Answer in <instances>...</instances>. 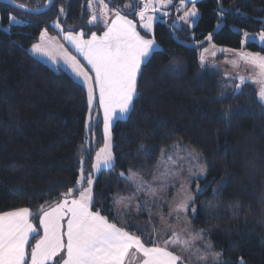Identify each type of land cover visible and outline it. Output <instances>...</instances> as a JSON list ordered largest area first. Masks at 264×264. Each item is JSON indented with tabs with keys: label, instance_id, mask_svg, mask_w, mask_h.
I'll use <instances>...</instances> for the list:
<instances>
[{
	"label": "trees",
	"instance_id": "obj_1",
	"mask_svg": "<svg viewBox=\"0 0 264 264\" xmlns=\"http://www.w3.org/2000/svg\"><path fill=\"white\" fill-rule=\"evenodd\" d=\"M107 1L122 10L128 0ZM16 3L39 10L48 0ZM87 4L55 0L46 13L32 15L0 2V214L27 208L39 230L44 210L69 189L79 194L81 169L87 186L103 122L99 117L88 133L86 89L29 49L44 29L54 33L57 20L67 31L101 34L100 24L89 25ZM197 6V25L175 29L178 37L168 24L156 23L159 48L141 69L128 118L113 128L115 165L97 178L92 210L115 222L114 195L126 191L129 172L154 166L175 142L187 143L208 167L201 182L206 191L196 197L197 215H190L193 226L210 239L223 264H241V258L243 264H264V105L251 84L223 94L219 72L201 67L199 49L184 43L204 44L211 34L219 46L241 48L242 32L264 31V0H202ZM10 14L23 22L13 24ZM218 23L223 25L216 31ZM249 48L264 52L254 43Z\"/></svg>",
	"mask_w": 264,
	"mask_h": 264
},
{
	"label": "snow or ice",
	"instance_id": "obj_2",
	"mask_svg": "<svg viewBox=\"0 0 264 264\" xmlns=\"http://www.w3.org/2000/svg\"><path fill=\"white\" fill-rule=\"evenodd\" d=\"M16 0H12L15 4ZM94 0H88V7L92 9L90 23L102 20L106 30L98 36L91 33L89 39H84L83 31L73 34L67 32L64 39L69 41L84 59L91 65L94 72L95 84L99 88V104L103 108L104 132L106 143L104 148L96 154V163L93 165L96 171L101 167H111L113 154L111 151L110 126L114 118L124 115L133 106L134 98L138 95L137 79L141 73V66L149 62L158 49L155 40L153 23L156 17L150 12L157 11L156 5L166 7L172 0H144L143 7L135 14L139 17L140 25L147 32L152 33V38H145L136 30L133 20L115 10V19L109 22V6L105 0H96L100 6V12L93 7ZM193 5L195 0H187ZM51 4L52 0H48ZM181 6L186 0H180ZM24 9L23 4L17 5ZM128 7H133L129 5ZM63 13L64 9L60 8ZM198 15L195 7L185 11L182 20L187 21L189 17ZM223 15V12H221ZM12 23H22L15 16L9 15ZM60 27L59 20L55 23ZM219 27V25H218ZM61 31L63 29L61 28ZM245 41L253 39L247 32L243 33ZM41 43L34 44L32 50L42 53L55 60L52 51L54 38L48 37L47 30L41 33ZM207 39L211 41L209 34ZM259 41L264 43V31L259 33ZM207 51V49H205ZM227 51L234 52L233 49ZM65 63L78 75L83 77L88 86V103L94 100L93 77L84 71L79 61L67 52L63 53ZM243 61L258 69L257 78L253 83L260 84L259 98L264 102V55L259 53H239ZM201 63L204 61L201 55ZM240 83L246 82V78L239 77ZM237 88L240 85L236 86ZM203 172L204 169L202 168ZM123 175V173H122ZM134 182L139 181L138 188L145 183L142 178L132 175ZM85 178L81 169V179L78 184H83ZM93 181L87 179V188H82L78 198L69 199L72 189L64 194L63 200L50 211H43L39 220L42 226V235L30 222L31 212L27 208L0 214V264H127V258L131 250L139 254V264H185L189 257L182 256L175 248L169 249L170 242L165 241L160 246L149 236L147 246L141 236L129 231L132 227L127 221L120 226L110 222L108 217L100 211L92 210ZM154 194V193H153ZM193 199V197H189ZM196 211L195 208L192 209ZM65 218L66 226H65ZM188 225L185 224V230ZM172 235H177L175 232ZM34 239L35 244L29 251V240ZM187 244L188 242H184ZM205 247H211L205 245ZM183 251V248L181 249ZM63 253V255H61ZM211 264H217L220 253H210ZM59 257V259H56ZM197 259L203 264H208L207 255L197 254ZM241 264L243 260L241 258Z\"/></svg>",
	"mask_w": 264,
	"mask_h": 264
},
{
	"label": "rangeland",
	"instance_id": "obj_3",
	"mask_svg": "<svg viewBox=\"0 0 264 264\" xmlns=\"http://www.w3.org/2000/svg\"><path fill=\"white\" fill-rule=\"evenodd\" d=\"M143 2L144 0H128L122 6V10L120 9L119 11L120 13L134 14L133 17L128 16V18L133 20V22L136 24V30L140 32L142 36H145V38H152V33H149L142 28L139 22V17L135 14L143 7ZM105 3L108 4L110 9L108 14V19L110 22L112 19H115V10L118 9L113 8L110 5V2H108L107 0H105ZM129 5H132L133 7H128ZM93 7L97 9V13L99 14L100 6L96 2V0H94L93 2ZM155 7L157 8V11L154 13H149L156 17L153 23V31L155 32L156 23L162 21L168 24V26L173 30L175 37H178V35L175 33V29L189 28L192 30L197 25L198 20L201 16V11L197 5L189 4L186 2L184 6H181L180 1L177 0H172L171 4H168L166 7H160L159 5H156ZM193 7H195V9L197 10L198 15L196 17H189L187 21L182 20L181 17L184 16L185 11L192 9ZM86 8L89 13V25L95 26L100 24V26L103 27L105 31L106 25L102 20H98L94 24L90 23L92 9L88 7V4ZM55 23H53L52 25L55 30L54 33H51L47 29H44L42 31L44 32L45 30H47L48 37L54 38L51 47L53 55L55 56V60L42 53L34 52L32 50V47L29 49V51L36 59L44 62L49 67L55 70L63 69L68 72L74 80H76L86 89L87 100V84L85 83L83 77L78 76L71 69V67L67 63H65L63 53L67 52L70 56H74L83 67L84 71L88 72V74L93 77L94 100L91 105H89L88 103L89 112L87 118V132L89 133L92 125L97 122V119L99 117L103 122V143L101 147H99L95 152L93 162L94 165L96 163V154L100 152V149L104 148L106 143L103 108L99 104V88L95 84L94 72L91 70V65H89L84 57L70 45L69 41L64 39L65 34L69 31L65 30L61 23L59 28L55 26ZM222 25L223 23H218L216 31L219 30ZM61 28L63 29V31H61ZM103 32L101 34H96L100 36L103 34ZM77 33L79 32H74L73 34ZM243 33L244 32H242V34ZM247 33L249 34V37L254 38L245 41V38L242 35V46L239 49H233L235 50L234 52L227 51L228 49L232 48L219 46L215 44L212 39L211 41H209L207 38L204 44L196 40L184 42L194 48L199 49V64L201 67L216 70L219 72L223 94H238L246 84H251L255 87L258 95L261 86L258 83L252 82L253 79L257 78L258 69L253 65H250L243 61L238 54L259 53L260 55H264L263 51H256L249 48V44L254 43L261 49H264V43L259 41V33ZM90 37L91 35L89 37H86L84 35V39H89ZM39 43H41L40 38L35 44ZM205 49H207V51H205ZM202 54L204 56L203 63H201L200 59ZM143 65L141 67H143ZM241 76L246 78V82L243 84L240 83L239 77ZM237 85H240V87L237 88ZM258 99L264 105V102L260 100L259 95ZM131 110L132 108L128 113L118 116V118H114L111 122L110 143L113 157V128L117 121L127 119ZM114 165L115 158L113 159L111 167H101L99 171H96L92 166L90 177L93 181V200L95 182L97 178L103 172L113 169ZM202 168L204 169L203 172L201 171ZM133 174L143 179L145 183L142 187L138 188L137 184L139 183V181H133ZM207 174L208 167L202 153L193 145L180 141L175 142L169 148L163 149L159 160L154 166L147 167L143 170H131L129 172V174L126 176L128 181L126 191L124 193H117L114 195V219L119 225L127 221L130 225H132V228L136 230V234L140 236L139 232H141V235H143L146 239H149V236H151V239L155 240L159 245L164 246V242L169 241L170 243L167 246L171 249L175 248V250L182 256L189 257L187 261H192L196 264H203L202 261L197 259V254H202L209 257L208 264H211L210 253H216V251L214 250V246L202 230L196 229L193 226L192 219L190 217V215H197L198 207H196L194 203L196 197L198 195L204 194L206 191V188L201 184V182L206 179ZM84 178L86 179L85 175ZM80 179L81 174L78 182L80 181ZM84 183L85 180L83 184L77 183L76 188H87L88 185L86 187H83ZM220 185L221 184L219 183L215 187V194H217ZM190 196L193 197V199L190 200ZM78 197L79 194L77 196H71L69 197V199ZM56 205L44 211H50ZM193 208L196 209L195 212L192 211ZM41 216L42 213L40 215V218ZM185 224L188 225L187 230H185ZM40 230L42 231V226H40ZM173 232H175L177 235H172ZM185 241L188 243L185 244ZM205 245H210L211 247H205ZM182 248L183 251H181ZM217 264H223L221 255L219 256Z\"/></svg>",
	"mask_w": 264,
	"mask_h": 264
},
{
	"label": "crops",
	"instance_id": "obj_4",
	"mask_svg": "<svg viewBox=\"0 0 264 264\" xmlns=\"http://www.w3.org/2000/svg\"><path fill=\"white\" fill-rule=\"evenodd\" d=\"M122 15H125L124 13H121ZM127 18H128V16L127 15H125ZM129 19V18H128ZM72 33H74V32H72ZM70 43V42H69ZM70 45L73 47V45L70 43ZM74 49H75V47H73ZM77 54V53H76ZM142 68V67H141ZM56 207V206H55ZM29 219H30V222L35 226V224H34V222H33V220H32V213H31V216L29 217ZM66 219L67 218H65V226H66ZM116 222V221H115ZM115 222H113V223H115ZM117 223V222H116ZM117 225L118 226H120L118 223H117ZM41 226V225H40ZM36 227V226H35ZM37 228V227H36ZM37 230L40 232V234L42 235V231L41 230H39L38 228H37ZM129 231H131V232H133L134 234H136L135 233V231H133V228L132 227H130L129 228ZM137 235V234H136ZM34 244H35V240L34 239H30L29 240V251L31 250V247L32 246H34ZM147 245V244H146ZM148 246V245H147ZM152 246V245H151ZM160 246H163V245H160ZM170 250H171V248H169ZM180 254V253H179ZM61 255H63V253L61 254ZM56 259H59V257H57ZM139 259H140V256H139V254H137L136 252H135V250L133 249V250H131L130 251V253H129V256H128V258H127V264H139ZM53 264H54V262H53ZM185 264H196V263H194V262H192V261H186L185 262Z\"/></svg>",
	"mask_w": 264,
	"mask_h": 264
},
{
	"label": "water",
	"instance_id": "obj_5",
	"mask_svg": "<svg viewBox=\"0 0 264 264\" xmlns=\"http://www.w3.org/2000/svg\"><path fill=\"white\" fill-rule=\"evenodd\" d=\"M54 1L55 0H52V3L51 4H47V6L43 9H39V10H35V9H30L28 7H25L24 9H20L17 7V5H20L18 3L15 2V4L12 3V0H0V2L4 3V4H7L11 7H14L16 8L17 10H20L24 13H27V14H32V15H40V14H44L46 13L47 11H49L51 9V7L53 6L54 4ZM202 0H195V5L199 4ZM187 2V0H186ZM189 4H192L191 2H187Z\"/></svg>",
	"mask_w": 264,
	"mask_h": 264
}]
</instances>
